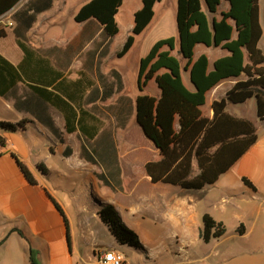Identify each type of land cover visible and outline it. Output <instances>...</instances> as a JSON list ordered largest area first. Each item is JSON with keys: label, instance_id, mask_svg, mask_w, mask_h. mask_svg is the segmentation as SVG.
<instances>
[{"label": "crops", "instance_id": "1", "mask_svg": "<svg viewBox=\"0 0 264 264\" xmlns=\"http://www.w3.org/2000/svg\"><path fill=\"white\" fill-rule=\"evenodd\" d=\"M88 2H83L72 17ZM164 2L156 4L155 14ZM65 3L21 0L0 17V32L6 33L0 39V56L19 66L24 53L18 40L24 39L40 61L34 63L33 70L42 72L45 83H52L49 90L61 81L53 83L55 72L62 73V79L68 82L80 83L82 115L90 121L87 129L95 136L86 141L79 132L68 133L63 114L35 95L28 83H19L8 98L0 95V121H31L25 132H0L8 143L6 148L0 147V264H32V250L38 252L40 264H98L99 256L109 250L122 254L124 264H264V120L257 115V99L242 105L228 104L231 115L255 124L258 140L215 184L190 191L153 183L146 165L159 160L160 154L139 127H128L129 117L136 112V100L141 94L148 95L144 91L150 82L135 99L129 97L124 74L112 62L122 49L111 52L115 38L109 42L95 21L79 24L77 32L59 35L64 31ZM224 3L226 7L221 12L230 8L225 0L220 8ZM259 5L263 30L260 47L264 49V0H259ZM141 8L142 5L133 10V18ZM221 12L220 17L215 15L217 20ZM9 38L20 51L11 45L2 46V41ZM77 41L81 46L74 49L72 44ZM200 47L204 46L195 48L194 59L207 55L210 69L217 59L228 55L225 51L212 60L204 51L209 48ZM198 49L201 52L196 56ZM84 56L86 59L82 60ZM185 73L191 86L184 83L193 91L190 74ZM138 76L139 72L137 79ZM236 82L223 81L208 92L207 117H213V102L225 98ZM160 95L158 89L152 97ZM230 105L242 106L243 112L230 111ZM128 130L144 142L145 148L136 160L119 154V134ZM72 142L79 146L78 159ZM68 147L72 150L70 156H66ZM12 153L36 184L28 181ZM244 178L254 185L255 191L245 185ZM125 182L131 183L126 193ZM102 204L117 209L123 223L138 235L144 250L117 243L98 216ZM205 214L227 229L224 236L209 243L201 238Z\"/></svg>", "mask_w": 264, "mask_h": 264}, {"label": "trees", "instance_id": "2", "mask_svg": "<svg viewBox=\"0 0 264 264\" xmlns=\"http://www.w3.org/2000/svg\"><path fill=\"white\" fill-rule=\"evenodd\" d=\"M20 1L0 0V17ZM225 1L230 8L221 12V18L217 20L215 15L222 0H178V37L156 42L141 59L139 90L143 93V87L154 80L161 91L158 98L141 94L136 100V123L160 154L159 160L146 165V172L153 183L171 184L190 191L202 190L215 184L258 140L255 124L231 115L227 107L228 104L242 105L256 98L257 115L264 120V49L260 47L263 30L259 0ZM160 2L162 0H142V8L134 16L133 30L117 54L119 58L130 52L136 37L152 23L154 8ZM123 3L124 0H91L78 11L74 20L78 24L95 21L110 42L120 33L116 17ZM4 37L6 33L2 30L0 39ZM198 45L220 48L228 55L217 59L210 69L207 55L194 59ZM18 46L24 53L19 66L15 67L0 56V95L8 98L19 83H28L35 95L63 114L68 133L79 132L86 141L92 140L95 134L87 129L90 121L82 115L80 83L68 82L62 79V73L55 72L53 83L61 81L49 90L52 83H45L41 78L42 72L32 68L40 61L36 60L31 46L24 39L18 40ZM176 51H181L182 55H175ZM184 72L190 74L193 91L184 83ZM229 79L237 80L236 84L225 98L213 102V117H207L203 108L208 92ZM29 124L31 121L27 119L18 123L0 121V132H25ZM7 144V139L0 134V147L6 148ZM83 152H86L84 146ZM71 154L68 147L66 156ZM12 156L28 181L36 184L18 156L14 153ZM243 181L247 187L256 190L248 179ZM57 207L62 212L58 204ZM98 216L119 245L144 250L138 235L123 223L113 205L102 204ZM202 223L201 238L205 243L219 239L227 232L223 223L208 214L203 216ZM18 232L24 236L23 232ZM30 260L32 264H40L37 251H31Z\"/></svg>", "mask_w": 264, "mask_h": 264}, {"label": "rangeland", "instance_id": "3", "mask_svg": "<svg viewBox=\"0 0 264 264\" xmlns=\"http://www.w3.org/2000/svg\"><path fill=\"white\" fill-rule=\"evenodd\" d=\"M65 9H64V31L61 32L59 35H67L70 32H77V30L80 28L79 24L75 22L73 16V12H77L80 5H82L83 2L89 1V0H65ZM142 5V0H127L123 8H121L120 13L117 17V23L120 28L119 35L114 39V42L111 46V52L115 54L117 51H120L125 44L128 36L131 34V29L134 25V18H133V10L137 9ZM226 4L224 3L223 6L220 8V12L225 9ZM176 10H177V0H165L163 4L157 7V11L155 14V18L152 21L151 25L146 29V31L141 34L140 36L136 37L135 44L130 51L129 54H127L123 58H119L116 56V58L112 61L116 66H118V70L122 71L125 77V82L127 85L128 95L131 99H135V96L139 92V86H138V79L137 74L140 69V62L141 59L144 58L152 49L154 44L162 39H166L169 37H178V31H177V25H176ZM220 12L218 13V16L220 17ZM2 22V26H3ZM57 35V34H56ZM80 41L75 42L72 44V47L75 49L77 46L80 47L81 45ZM13 46L16 47V49L19 50V48L14 44V41L12 39H7L2 41V46ZM204 49L205 47H200ZM20 51V50H19ZM210 55V59H214L217 55H223L225 54V51L221 49H213L209 48L208 50H204ZM200 49L197 50V55L200 53ZM175 55H178L177 51L174 53ZM86 57H82V60H85ZM184 81L186 84L191 86L189 77L187 73H183ZM158 89L155 84V82H150L148 86L146 87L144 93L150 95V96H156ZM221 91H224L223 89ZM224 93V92H223ZM208 101L211 104L212 103V95L208 96ZM254 101V100H253ZM135 107V103H134ZM229 110L238 114H241L243 112L242 106H231L229 107ZM255 111V109H254ZM205 115H208L210 113L209 106L205 107L204 109ZM250 116H253L252 113H249ZM122 122V121H120ZM129 129L131 127L138 128V125L136 123V116L134 113L133 117H129L128 119ZM119 143H122V149H120V156L124 154V156L128 155L130 160H136L139 154L140 150H143L145 146L143 145L144 142L142 139L134 134H132V131H124L123 133L119 134L118 137ZM71 147L77 151L75 152V157H77V153H79V146L76 145V142L71 143ZM134 170H137L138 167H135ZM135 175H139V173H136ZM140 177V176H139ZM131 183L125 182L124 183V192L126 193L128 190V187L130 188ZM88 193L91 195L93 193V190L91 186L88 187ZM122 193V192H121Z\"/></svg>", "mask_w": 264, "mask_h": 264}, {"label": "built area", "instance_id": "4", "mask_svg": "<svg viewBox=\"0 0 264 264\" xmlns=\"http://www.w3.org/2000/svg\"><path fill=\"white\" fill-rule=\"evenodd\" d=\"M125 260L122 254L117 251H104L98 258V264H124Z\"/></svg>", "mask_w": 264, "mask_h": 264}, {"label": "water", "instance_id": "5", "mask_svg": "<svg viewBox=\"0 0 264 264\" xmlns=\"http://www.w3.org/2000/svg\"><path fill=\"white\" fill-rule=\"evenodd\" d=\"M178 54H179V55H182V54H181V51H179V53H178Z\"/></svg>", "mask_w": 264, "mask_h": 264}]
</instances>
